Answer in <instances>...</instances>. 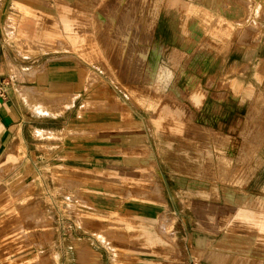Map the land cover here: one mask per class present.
<instances>
[{"label": "rangeland", "instance_id": "1", "mask_svg": "<svg viewBox=\"0 0 264 264\" xmlns=\"http://www.w3.org/2000/svg\"><path fill=\"white\" fill-rule=\"evenodd\" d=\"M27 1L53 33L9 38L38 95L33 158L0 166V264H264V0ZM37 74L90 102L47 119L65 96Z\"/></svg>", "mask_w": 264, "mask_h": 264}, {"label": "crops", "instance_id": "2", "mask_svg": "<svg viewBox=\"0 0 264 264\" xmlns=\"http://www.w3.org/2000/svg\"><path fill=\"white\" fill-rule=\"evenodd\" d=\"M43 7L45 6L27 0H0V82L9 81L6 87L7 97H0V166L19 164L20 156H25L26 159L33 158L31 150L35 146V127L32 124V119L36 115L35 108L30 104L32 100L29 98L31 96L34 98V95L37 96L38 93L33 88L34 85H31L30 80H28L32 68L23 63V58L21 61L17 60L19 51L9 38L12 36L20 38L23 42H38L41 32H43V36L53 33L51 30L47 31L48 28H44L45 20L43 21L41 17L42 15L50 16L51 12ZM66 70L64 68L59 71L58 76H65ZM21 75L24 76L22 82L16 79ZM42 75L37 74L38 88L45 89L43 90L44 93L55 94L60 97L63 94L65 96L64 102L52 100L49 103L47 113L44 114L47 119L65 118L72 109L78 113L82 110L84 102H90L83 100L84 88L79 77L74 80L67 78L52 79L42 83V81H38ZM60 106L64 108L60 114H57L56 110ZM167 112H172V110H167ZM193 113L194 111L187 117L186 121L181 123L187 136L191 131L188 124L194 118ZM54 130L56 129L53 128L52 124L45 128V131H49V133ZM220 141L221 144L219 145L224 146V141L221 139ZM202 149L204 148L202 147Z\"/></svg>", "mask_w": 264, "mask_h": 264}, {"label": "bare ground", "instance_id": "3", "mask_svg": "<svg viewBox=\"0 0 264 264\" xmlns=\"http://www.w3.org/2000/svg\"><path fill=\"white\" fill-rule=\"evenodd\" d=\"M136 27V26H135ZM134 27V28H135ZM133 28V29H134ZM138 29V28H137ZM134 30H136V28L134 29ZM133 31V30H132ZM132 31H130V32H132ZM138 31V30H137ZM135 33V32H134ZM126 34V33H125ZM131 34V33H130ZM136 34H137V32H136ZM124 35V34H123ZM122 36V35H121ZM134 36V35H133ZM138 36V35H137ZM131 37V36H130ZM134 37H136V36H134ZM133 37V38H134ZM124 38V37H123ZM132 38V37H131ZM135 39V38H134ZM128 41H130V40H128ZM136 41V40H135ZM134 41V42H135ZM138 41V40H137ZM131 42V41H130ZM130 42H128L129 44H130ZM143 42V41H142ZM138 43V42H137ZM127 43H125V45H126ZM134 44H136V43H133V45ZM128 45V44H127ZM140 45V44H139ZM130 46V45H129ZM135 46V45H134ZM133 46V47H134ZM138 46V45H137ZM136 46V48H138ZM122 47H123V45H122ZM129 48V47H128ZM140 48V47H139ZM142 48V47H141ZM140 48V49H141ZM146 47H144V49H142V50H146L145 49ZM131 49H134V48H132L131 47ZM135 50V49H134ZM138 50V49H137ZM142 50H140V53H141V51ZM121 51H123V50H121ZM133 51V50H132ZM124 52H125V50H124ZM127 52H129V51H127ZM126 52V53H127ZM138 52V51H137ZM146 52V51H145ZM120 53V52H119ZM125 53V55H127L128 57L130 56L129 54H126ZM130 53V52H129ZM136 53V52H135ZM131 54H132V52H131ZM160 54V50L159 49H152V50H149L148 52H147V57L144 59V61H142L143 59H141V61L142 62H146L145 63V74H144V77H143V80H144V82H142V84H146V85H150V82H151V80L154 78V74H155V72H156V65H157V58H158V55ZM124 55V54H123ZM133 55H134V53H133ZM136 55V54H135ZM135 57V56H134ZM133 57V58H134ZM137 57V56H136ZM122 58V57H121ZM125 58V57H124ZM123 58V59H124ZM122 59V60H123ZM125 60V59H124ZM128 60H129V58H128ZM128 60H126V61H128ZM133 60V59H132ZM137 60H138V58H137ZM140 60V59H139ZM140 61V62H141ZM128 62H130V61H128ZM127 62V63H128ZM137 61H135L134 63H136ZM139 62V63H140ZM123 63H124V61H123ZM126 63V62H125ZM130 64V63H129ZM128 65V64H127ZM131 65V64H130ZM137 65V64H136ZM143 65V64H142ZM141 66V65H140ZM128 68L130 67V66H127ZM132 67V66H131ZM143 73V72H142ZM160 76H163L164 74H163V72H160V74H159ZM142 77V76H141ZM141 81V80H140ZM173 92H174V94L177 96V97H179L180 95V91L178 92V90H176V89H173ZM170 95V94H169ZM192 125H193V127L195 128V134H196V136L195 137H197V138H204L205 140L206 139H209V142L211 143V140H212V138H211V136L209 135V134H207L206 133V131H205V129H198V128H201L198 124H196V122L195 123H192ZM204 141V140H203ZM203 141H201V142H203ZM213 143H215V144H221V141H220V138H218V137H214L213 138V141H212ZM210 143H207V141H205V142H203L202 143V147L203 148H208V147H210L211 146V144ZM201 144V143H200ZM220 163H221V167H228V164H229V158L228 157H223V158H221V160H220ZM211 164H212V158L210 157V155H207L206 156V167L208 168L207 170H212L211 168H212V166H211ZM220 167V166H219ZM220 167V168H221ZM218 168V167H217ZM217 171V170H216ZM218 172V171H217ZM223 173V172H222ZM227 173V172H226ZM221 174V173H220ZM218 176H219V174H218Z\"/></svg>", "mask_w": 264, "mask_h": 264}, {"label": "built area", "instance_id": "4", "mask_svg": "<svg viewBox=\"0 0 264 264\" xmlns=\"http://www.w3.org/2000/svg\"><path fill=\"white\" fill-rule=\"evenodd\" d=\"M8 86V82L3 80L0 82V97L2 98H6L7 97V87Z\"/></svg>", "mask_w": 264, "mask_h": 264}]
</instances>
